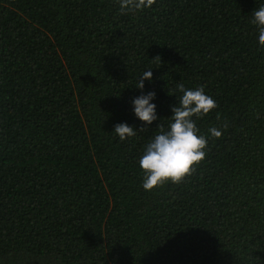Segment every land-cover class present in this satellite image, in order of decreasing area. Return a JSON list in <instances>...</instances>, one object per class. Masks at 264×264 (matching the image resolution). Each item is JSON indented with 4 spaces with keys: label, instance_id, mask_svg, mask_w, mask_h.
Masks as SVG:
<instances>
[{
    "label": "trees",
    "instance_id": "16d2710c",
    "mask_svg": "<svg viewBox=\"0 0 264 264\" xmlns=\"http://www.w3.org/2000/svg\"><path fill=\"white\" fill-rule=\"evenodd\" d=\"M259 3L0 0V264H264ZM148 69L160 125L177 83L216 104L193 117L204 159L151 191L138 162L158 121L131 107ZM121 122L140 130L121 141Z\"/></svg>",
    "mask_w": 264,
    "mask_h": 264
},
{
    "label": "clouds",
    "instance_id": "9594fccd",
    "mask_svg": "<svg viewBox=\"0 0 264 264\" xmlns=\"http://www.w3.org/2000/svg\"><path fill=\"white\" fill-rule=\"evenodd\" d=\"M152 3L153 0H119V8L122 12L130 13L149 8ZM251 22L256 28L258 45L264 46V0H260L259 5L252 10ZM145 80H152L151 69L145 70L137 78L135 88L140 90V94L132 98L131 107L134 117L142 122L140 129L158 121L156 127L159 131L149 138L138 162L143 172L141 186L145 191H151L168 181L179 182L192 171L193 165L204 159L207 138L199 133L193 117L209 113L216 104L203 87L186 88L183 83H177L175 89L178 96H175L176 103L171 106V115L165 127L159 124L154 103L155 91L144 92ZM140 129L121 122L114 125L112 132L123 141ZM208 134L219 137L221 130L210 127Z\"/></svg>",
    "mask_w": 264,
    "mask_h": 264
}]
</instances>
